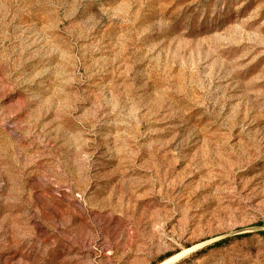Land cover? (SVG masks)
<instances>
[{"label": "rangeland", "instance_id": "1", "mask_svg": "<svg viewBox=\"0 0 264 264\" xmlns=\"http://www.w3.org/2000/svg\"><path fill=\"white\" fill-rule=\"evenodd\" d=\"M0 264H264V0H0Z\"/></svg>", "mask_w": 264, "mask_h": 264}]
</instances>
